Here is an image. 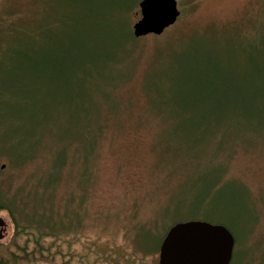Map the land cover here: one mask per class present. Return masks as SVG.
Wrapping results in <instances>:
<instances>
[{"label":"rangeland","instance_id":"rangeland-1","mask_svg":"<svg viewBox=\"0 0 264 264\" xmlns=\"http://www.w3.org/2000/svg\"><path fill=\"white\" fill-rule=\"evenodd\" d=\"M30 1L0 0V21L10 4L31 14L30 3L22 5ZM64 1L68 7L55 15L69 14L75 20L68 22L77 23L80 3H56ZM139 1L130 0L137 2L131 27L141 17ZM178 4L179 18L163 34L118 40L106 59L75 65L68 88L35 81L36 93L21 97L0 84V193L63 226L59 247L73 264H153L169 226L186 219L224 222L235 237L239 263L264 264V139L248 134L226 142L227 121L221 143L220 134L182 146L166 131L184 127V119L170 123L162 119L170 110L155 109L175 89V58L201 42L225 50L236 37L231 30L235 34L246 24L252 30L264 18V0ZM171 45L172 57L157 63L158 52ZM231 125L232 131L244 129ZM180 128L185 136L188 131ZM253 131L264 138V128ZM13 149L16 163L7 155ZM0 233L3 242L12 235L5 211Z\"/></svg>","mask_w":264,"mask_h":264},{"label":"trees","instance_id":"trees-1","mask_svg":"<svg viewBox=\"0 0 264 264\" xmlns=\"http://www.w3.org/2000/svg\"><path fill=\"white\" fill-rule=\"evenodd\" d=\"M40 1L42 5H35L33 0L22 4L30 3L28 8H32V13H25L27 16L15 4L6 5L0 21V84L17 89L21 97L36 93L35 81L56 89L68 88L78 71L75 65L104 60L110 55L108 48L118 46V40L124 43L135 39L130 11L137 2L75 0L73 4L80 3L77 13L80 16L77 23L71 24L68 21L75 19L68 20L69 14L55 15L56 9L65 11L69 2ZM251 26L252 30L247 24L244 28L240 25L235 34L231 30L228 34L236 37L228 41L225 50L211 48L210 42H201L189 45L175 58V89L168 102L165 101L167 104L155 109L161 113L170 110L167 118L161 116L170 123L179 124L184 119V127L179 128L188 133L181 136L179 128L170 129L166 131L169 140L180 141L183 146L188 139L211 142L221 134L217 140L221 143L227 121L226 142L248 134L264 139L261 133L253 131L264 128V18ZM174 46H169L166 53L159 51L157 63L169 60ZM28 120L32 126L36 121L35 116ZM208 124L213 125L209 132ZM231 124L244 129L232 131ZM104 126L101 133L105 131ZM13 153L17 154L15 149L7 155L16 163ZM23 161L27 158L22 157L20 162ZM2 211L10 219L12 235L7 242L0 241V264H73L59 247V237L67 231L52 223L46 213H34L24 201L16 200L13 195L2 197L0 193ZM49 238L53 239L51 243ZM154 255L153 264H159V253ZM231 264H240L238 253H234Z\"/></svg>","mask_w":264,"mask_h":264},{"label":"water","instance_id":"water-1","mask_svg":"<svg viewBox=\"0 0 264 264\" xmlns=\"http://www.w3.org/2000/svg\"><path fill=\"white\" fill-rule=\"evenodd\" d=\"M138 4L141 17L132 26L136 38L163 34L181 14L178 0H140ZM235 244L234 235L222 223L178 221L161 241L159 264H231Z\"/></svg>","mask_w":264,"mask_h":264},{"label":"flooded vegetation","instance_id":"flooded-vegetation-1","mask_svg":"<svg viewBox=\"0 0 264 264\" xmlns=\"http://www.w3.org/2000/svg\"><path fill=\"white\" fill-rule=\"evenodd\" d=\"M146 253H149V252H146ZM159 253V252H158Z\"/></svg>","mask_w":264,"mask_h":264}]
</instances>
